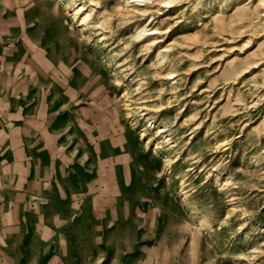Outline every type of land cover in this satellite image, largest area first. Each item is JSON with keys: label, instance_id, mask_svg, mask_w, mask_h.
<instances>
[{"label": "rangeland", "instance_id": "1", "mask_svg": "<svg viewBox=\"0 0 264 264\" xmlns=\"http://www.w3.org/2000/svg\"><path fill=\"white\" fill-rule=\"evenodd\" d=\"M131 1L0 0L61 16L111 98L101 135L120 147L101 160L81 240L0 264H264V0H145V14ZM83 4L98 10L87 32Z\"/></svg>", "mask_w": 264, "mask_h": 264}, {"label": "crops", "instance_id": "2", "mask_svg": "<svg viewBox=\"0 0 264 264\" xmlns=\"http://www.w3.org/2000/svg\"><path fill=\"white\" fill-rule=\"evenodd\" d=\"M83 55L56 11L0 8V257H46L55 240H81L106 183L101 160L120 152L115 133L101 135L111 98ZM115 174L125 184L121 165Z\"/></svg>", "mask_w": 264, "mask_h": 264}, {"label": "bare ground", "instance_id": "3", "mask_svg": "<svg viewBox=\"0 0 264 264\" xmlns=\"http://www.w3.org/2000/svg\"><path fill=\"white\" fill-rule=\"evenodd\" d=\"M137 2H140V4ZM131 3L133 4V7L136 8V13L145 14V12H146L145 9L147 8V4H146L145 0H132ZM173 3H174L173 0H162V4L169 7V8H171L173 6ZM263 4H264V2H263ZM137 6H142L143 9L142 8L140 9ZM97 12H98L97 8L94 7L92 4L91 5L83 4L82 6H80L76 10L75 18H77L80 22L79 28H81V32H87V31L91 30L90 29L91 23H92L93 17L97 14ZM150 25H151V23L148 24L147 26H150ZM143 32H147V34H145L146 37H152V36L164 34V32L159 30L158 28L147 29L145 27L139 31L140 38H142L144 36ZM160 42L161 41L158 38H154L151 41H149V46H155L156 47V45ZM117 68H118V66H117ZM173 78H175V77H173ZM165 132H167L166 128L162 129L159 133L163 134ZM183 184L184 183H182V185Z\"/></svg>", "mask_w": 264, "mask_h": 264}]
</instances>
